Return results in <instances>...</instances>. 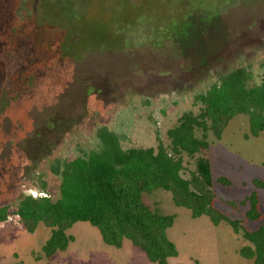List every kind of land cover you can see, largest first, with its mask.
<instances>
[{
  "label": "rangeland",
  "instance_id": "rangeland-1",
  "mask_svg": "<svg viewBox=\"0 0 264 264\" xmlns=\"http://www.w3.org/2000/svg\"><path fill=\"white\" fill-rule=\"evenodd\" d=\"M32 1L38 9L29 12ZM239 66L251 72L250 86L261 84L264 0H0V95H17L0 111V200L45 117L79 114L85 104L113 113L109 126L126 136L125 147L168 145L178 117L199 113L195 96ZM209 141L215 205L241 222L238 234L226 222L193 218L171 192L156 190L145 201L175 216L168 236L179 254L170 264H253L239 252L252 246L243 228L264 224V188L254 183H264V133L252 137L249 116L238 115L221 140L210 133ZM186 165L195 168L193 160ZM48 176L56 198L60 179ZM252 192L260 222L245 215ZM16 210L14 203L0 224V264H155L130 240L107 245L89 222H77L68 248L48 259L51 229L40 223L28 232Z\"/></svg>",
  "mask_w": 264,
  "mask_h": 264
},
{
  "label": "trees",
  "instance_id": "trees-1",
  "mask_svg": "<svg viewBox=\"0 0 264 264\" xmlns=\"http://www.w3.org/2000/svg\"><path fill=\"white\" fill-rule=\"evenodd\" d=\"M251 79L242 66L222 74L208 91L195 96L199 113L184 112L168 129V145L158 139L156 147H125L126 136L109 126L113 113L86 109L85 104L79 114L45 117L23 147L24 164L12 170L0 200V224L8 221L11 205L17 203L15 215L28 232L34 233L40 223L51 229L43 247L48 259L68 248L74 240L68 232L77 222H89L107 245L121 248L127 239L151 262L170 264L179 254L168 236L175 216L145 201V195L161 189L171 192L175 204L189 209L193 218L208 216L215 226L226 222L238 234L241 222L215 205L209 136L221 140L238 115L249 116L252 137L264 133V79L250 86ZM9 94L0 95V111L17 98ZM67 149L72 153L66 155ZM187 159L194 161L193 170ZM48 175L60 179L56 198L49 193ZM254 183L264 188L263 182ZM34 189L47 197L26 192ZM242 203L248 206V220H263L257 192ZM243 231L252 246L241 248L240 255L264 264V224Z\"/></svg>",
  "mask_w": 264,
  "mask_h": 264
},
{
  "label": "flooded vegetation",
  "instance_id": "flooded-vegetation-1",
  "mask_svg": "<svg viewBox=\"0 0 264 264\" xmlns=\"http://www.w3.org/2000/svg\"><path fill=\"white\" fill-rule=\"evenodd\" d=\"M32 3H34V6H31V9H29V4H28V9H29V12L30 11H35V10H37L38 9V7H37V4H35V2L34 1H32ZM40 9H42V7L40 8ZM43 10V9H42ZM33 14H34V12H33Z\"/></svg>",
  "mask_w": 264,
  "mask_h": 264
},
{
  "label": "built area",
  "instance_id": "built-area-1",
  "mask_svg": "<svg viewBox=\"0 0 264 264\" xmlns=\"http://www.w3.org/2000/svg\"><path fill=\"white\" fill-rule=\"evenodd\" d=\"M31 194H32L34 197H37L38 195L47 197L46 194H43V193H40V194H39V193L34 192V191H31Z\"/></svg>",
  "mask_w": 264,
  "mask_h": 264
}]
</instances>
